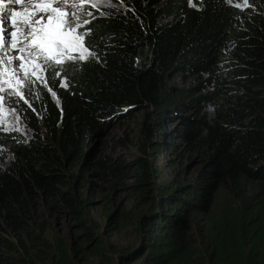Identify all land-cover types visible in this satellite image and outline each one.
<instances>
[{"label": "trees", "instance_id": "1", "mask_svg": "<svg viewBox=\"0 0 264 264\" xmlns=\"http://www.w3.org/2000/svg\"><path fill=\"white\" fill-rule=\"evenodd\" d=\"M97 1L80 24L84 59L24 81L15 108L27 134L0 127V264H77L82 245L118 264H264V0ZM191 104L212 112L181 131L200 165L166 184L148 151L163 144L150 116L163 128ZM147 108L146 156L130 168L97 160L112 189L130 179L148 205L141 216L110 205L108 218L139 236L115 248L88 214L85 163L113 125Z\"/></svg>", "mask_w": 264, "mask_h": 264}, {"label": "rangeland", "instance_id": "2", "mask_svg": "<svg viewBox=\"0 0 264 264\" xmlns=\"http://www.w3.org/2000/svg\"><path fill=\"white\" fill-rule=\"evenodd\" d=\"M4 1L0 0V4ZM13 1V0H12ZM24 1V2H23ZM91 0H67L65 11L68 16L79 25L77 32L80 31V24L87 16V11L90 7ZM95 1V0H93ZM102 1L98 0L97 3ZM7 2H5L6 4ZM26 0H19L18 3H10L7 7L9 16L7 18V31L9 33H16L20 35L19 29L14 26L13 18L11 13L16 10L21 11L15 17L16 21L23 19V14L28 10V13H32L34 9L25 7ZM76 5L75 7H69ZM19 8V9H16ZM1 11V10H0ZM36 18L45 15L38 10ZM4 12V11H3ZM3 12H0L3 15ZM7 40L13 41L15 38L12 35L6 37ZM73 53L84 54V49L75 48L72 49ZM14 49H10L5 52L0 49V127L7 130H14L15 132L23 135L27 134V129L20 117L17 114L15 103L21 97V90L23 83L28 77H37V73L43 60L28 62L29 58L25 61L19 59H13L11 64H7V58H14L20 56ZM24 63L28 69L27 73L20 70V65ZM34 69V71H33ZM8 72V78L11 79V84H5V71ZM15 70L18 76H12V72ZM189 81H185L182 78L177 79V85L188 86ZM15 90V91H14ZM193 104L188 105L182 110L167 114L165 126L159 127L155 122L157 119L154 118L152 121L151 129L154 138L163 143L159 146L160 150L148 149L149 155L156 168L159 170L160 179L166 184H180L190 179L195 171L199 167V157L188 149L181 137V131L185 127L187 119L197 118L201 113H207L209 116L212 112L209 109L201 110L197 109ZM150 111V108L132 110L131 113L125 115L117 124L113 125L109 130V135L104 146L99 147L98 151L91 154L86 160V184H89L88 197L92 202V207L89 209L88 214L99 222L102 226L109 225V240L115 244V248H125L135 245L139 241V236L136 234L134 223L125 221L124 218L120 220H110L108 216L112 213L111 204L115 206L119 211H133V214L141 216L148 212V205L142 202L139 198L138 192L130 189L132 180L128 179L121 187L112 189L110 183L112 179L106 178L96 168L98 159H113L115 163L129 164V168L132 167L134 161L141 156H146L142 149L148 148L147 140L144 136L139 137V127L145 114ZM163 130V137L160 131ZM123 178V177H122ZM122 180V179H121ZM110 200V204L107 202ZM109 210V211H108ZM77 234V232L75 233ZM84 245L81 247V253H77L76 260L77 264H118L113 254L107 253V260L98 256H87Z\"/></svg>", "mask_w": 264, "mask_h": 264}, {"label": "snow or ice", "instance_id": "3", "mask_svg": "<svg viewBox=\"0 0 264 264\" xmlns=\"http://www.w3.org/2000/svg\"><path fill=\"white\" fill-rule=\"evenodd\" d=\"M19 0H13V3H18ZM67 0H26L25 7L34 9L32 13L25 12L23 19L16 21L17 13H11L14 26L19 29L20 35L9 33L7 31V18L9 13L6 8L3 15L0 16V49L5 52L14 49L20 56L7 58L6 63L11 64L13 59H19L28 62L43 60V65L51 66V63L61 64L65 58L67 59H84L79 53H73L75 48H91V41H85V34L77 32V25L65 11ZM72 5L69 7H75ZM45 13L37 19V12ZM91 15V13H88ZM8 35H12L15 39L9 41L6 39ZM0 62H5L0 60ZM20 70L27 73L28 69L22 63ZM34 71V69H33ZM54 74V73H53ZM12 76H18L13 70ZM5 84H11V79L8 78V72L5 71ZM5 90V89H0ZM15 91V90H14ZM3 99V98H0Z\"/></svg>", "mask_w": 264, "mask_h": 264}, {"label": "bare ground", "instance_id": "4", "mask_svg": "<svg viewBox=\"0 0 264 264\" xmlns=\"http://www.w3.org/2000/svg\"><path fill=\"white\" fill-rule=\"evenodd\" d=\"M5 2H7L6 4H5ZM24 2V1H23ZM10 3H13V1L12 0H9V1H4V2H2L1 4H0V12H3L4 10H5V8L7 9V7L9 6V4ZM16 9H19V8H16ZM36 10H38V9H36ZM18 13L21 11V9L20 10H16ZM15 11V13H17ZM39 11V10H38ZM26 12H29L28 10H26ZM17 13V14H18ZM42 13V12H41ZM0 16H2V14L0 13ZM0 59H1V57H0Z\"/></svg>", "mask_w": 264, "mask_h": 264}, {"label": "water", "instance_id": "5", "mask_svg": "<svg viewBox=\"0 0 264 264\" xmlns=\"http://www.w3.org/2000/svg\"><path fill=\"white\" fill-rule=\"evenodd\" d=\"M121 109H122V110H120L119 112H117V114H121V113H123V112H124L123 110H125L126 107H122Z\"/></svg>", "mask_w": 264, "mask_h": 264}]
</instances>
